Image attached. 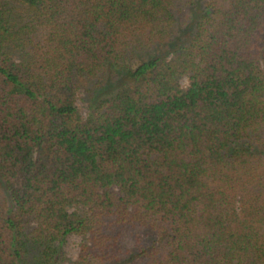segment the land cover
I'll use <instances>...</instances> for the list:
<instances>
[{"label": "trees", "instance_id": "1", "mask_svg": "<svg viewBox=\"0 0 264 264\" xmlns=\"http://www.w3.org/2000/svg\"><path fill=\"white\" fill-rule=\"evenodd\" d=\"M0 264H264V0H0Z\"/></svg>", "mask_w": 264, "mask_h": 264}, {"label": "rangeland", "instance_id": "2", "mask_svg": "<svg viewBox=\"0 0 264 264\" xmlns=\"http://www.w3.org/2000/svg\"><path fill=\"white\" fill-rule=\"evenodd\" d=\"M180 83L183 87L187 85V78L183 76L180 79ZM77 106L80 109V112L85 116L87 114V103L85 100H82L80 97L76 100ZM80 237L77 235H70L64 244L65 251L67 256L70 258H75L78 252V244H79Z\"/></svg>", "mask_w": 264, "mask_h": 264}]
</instances>
